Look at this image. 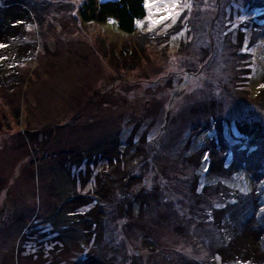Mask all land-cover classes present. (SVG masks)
<instances>
[{
	"label": "rangeland",
	"instance_id": "1",
	"mask_svg": "<svg viewBox=\"0 0 264 264\" xmlns=\"http://www.w3.org/2000/svg\"><path fill=\"white\" fill-rule=\"evenodd\" d=\"M83 1L0 0V264H264V0Z\"/></svg>",
	"mask_w": 264,
	"mask_h": 264
},
{
	"label": "trees",
	"instance_id": "2",
	"mask_svg": "<svg viewBox=\"0 0 264 264\" xmlns=\"http://www.w3.org/2000/svg\"><path fill=\"white\" fill-rule=\"evenodd\" d=\"M77 12L83 23L113 21L119 31L130 35L146 16L145 0H84ZM7 34L13 35L14 30ZM259 92L263 93L264 88H259Z\"/></svg>",
	"mask_w": 264,
	"mask_h": 264
},
{
	"label": "snow or ice",
	"instance_id": "3",
	"mask_svg": "<svg viewBox=\"0 0 264 264\" xmlns=\"http://www.w3.org/2000/svg\"><path fill=\"white\" fill-rule=\"evenodd\" d=\"M146 6L149 8H152L154 6L152 0H146ZM169 11V14H171V9H167ZM167 17H161V19H166Z\"/></svg>",
	"mask_w": 264,
	"mask_h": 264
}]
</instances>
